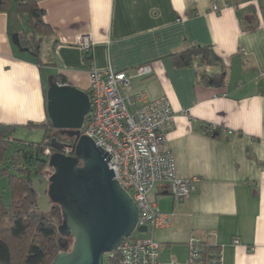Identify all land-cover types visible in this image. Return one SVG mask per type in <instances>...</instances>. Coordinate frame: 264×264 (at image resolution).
Wrapping results in <instances>:
<instances>
[{"label": "crops", "instance_id": "crops-1", "mask_svg": "<svg viewBox=\"0 0 264 264\" xmlns=\"http://www.w3.org/2000/svg\"><path fill=\"white\" fill-rule=\"evenodd\" d=\"M35 2L44 32L14 0L0 11V123L15 133L45 122L57 77L88 93L93 70L149 64L151 75L132 78L123 94L168 100L173 119L163 145L176 175L193 187L181 201L163 183L149 193L160 211L173 213L148 234L160 244L159 260L185 264L189 239L211 233L221 264H264V0ZM81 35L92 39L88 54L76 44ZM195 46L208 49L207 61L176 62ZM215 75L223 81L209 79Z\"/></svg>", "mask_w": 264, "mask_h": 264}, {"label": "built area", "instance_id": "built-area-1", "mask_svg": "<svg viewBox=\"0 0 264 264\" xmlns=\"http://www.w3.org/2000/svg\"><path fill=\"white\" fill-rule=\"evenodd\" d=\"M211 11L217 12V6L213 4ZM76 44L88 54L92 39L90 35H81ZM151 73L149 64H141L130 71L93 70L89 75L90 111L81 134L111 154L108 167L138 209L136 226L147 228L146 232H139L140 236L134 235L135 230L115 251L105 254L104 259L111 260L108 264H178L175 260H159L160 244L148 235L154 229L166 227L169 216L173 215L159 210L149 199L150 191L163 183L174 200L181 201L193 190L191 180L176 175L173 153L163 145L173 110L164 96L150 99L143 90L123 94L132 78H145ZM60 142L59 152L74 155V139ZM42 152L48 159L54 149L49 146ZM211 235L189 239L185 264H221L220 249L207 248L210 243L215 244ZM238 242L237 238L233 239V243Z\"/></svg>", "mask_w": 264, "mask_h": 264}, {"label": "water", "instance_id": "water-1", "mask_svg": "<svg viewBox=\"0 0 264 264\" xmlns=\"http://www.w3.org/2000/svg\"><path fill=\"white\" fill-rule=\"evenodd\" d=\"M12 40L20 46L17 33ZM46 111L53 130L50 147L54 149L47 159L53 172L46 192L60 209L58 233L72 238L71 248L58 252L50 264H104V255L115 251L124 238L147 228L136 226L138 209L108 167L111 154L81 134L90 111L88 93L52 81ZM57 134L74 139V155L59 152L62 143Z\"/></svg>", "mask_w": 264, "mask_h": 264}, {"label": "trees", "instance_id": "trees-1", "mask_svg": "<svg viewBox=\"0 0 264 264\" xmlns=\"http://www.w3.org/2000/svg\"><path fill=\"white\" fill-rule=\"evenodd\" d=\"M9 1L0 0V11L8 8ZM14 1L16 9L27 14L32 29L40 32L48 29L42 19L43 12L37 7L35 0ZM196 56L207 61L208 49L195 46L175 54L174 57L178 64L190 65ZM209 79L221 83L223 76L215 75ZM56 82L64 83L65 80L57 77ZM88 117L87 115L83 124L88 121ZM26 126H38L53 132L48 116L45 122L29 123ZM15 127L0 123V175L7 177L10 194L9 201L5 203L0 189V264H50L58 252L66 248L61 242L54 217L52 220L40 214L31 180L32 174H39L48 167L46 155L42 151L50 146V135L45 134L37 143L16 140L13 136ZM56 138L60 141L62 136L57 134ZM10 150L11 153L7 155ZM55 206L57 205L53 206L54 213ZM207 248L219 250L220 246L210 243ZM109 261L110 258L106 257L104 264Z\"/></svg>", "mask_w": 264, "mask_h": 264}, {"label": "rangeland", "instance_id": "rangeland-1", "mask_svg": "<svg viewBox=\"0 0 264 264\" xmlns=\"http://www.w3.org/2000/svg\"><path fill=\"white\" fill-rule=\"evenodd\" d=\"M21 18H24L23 16H21ZM45 134L51 135L52 131H47L44 128L41 127H36L32 130H28L26 128L23 129H17V131L15 133H13V136L16 140H22V141H28V142H33V143H37L39 141H41V139L44 137ZM70 138H67L65 136H62L60 141H69ZM17 142V141H15ZM11 153V150L7 153V155H9ZM53 172L52 168L46 167L44 168V170L39 173V174H32L31 175V180H32V185L36 191V195H37V206H38V210L40 212V214L49 217L50 219L53 220L54 217V222L58 225L61 222V213L60 210L58 209L57 206H55V213H54V209L53 206L54 204H52L47 196V186H48V177L51 175V173ZM0 189L2 190V194H3V200L5 203H7L9 201V190L7 187V177H1L0 175ZM55 214V216H54ZM134 235L140 236L141 234H139V232H134ZM61 242L64 244V247L66 249H70L71 248V244H72V238L69 237H64L61 236Z\"/></svg>", "mask_w": 264, "mask_h": 264}]
</instances>
